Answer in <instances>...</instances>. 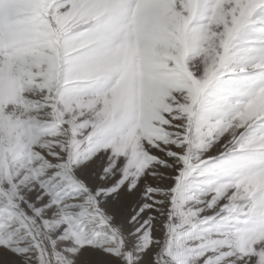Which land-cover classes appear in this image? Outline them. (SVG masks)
<instances>
[{"label": "snow or ice", "instance_id": "6c2138e0", "mask_svg": "<svg viewBox=\"0 0 264 264\" xmlns=\"http://www.w3.org/2000/svg\"><path fill=\"white\" fill-rule=\"evenodd\" d=\"M0 264H264V0H0Z\"/></svg>", "mask_w": 264, "mask_h": 264}]
</instances>
